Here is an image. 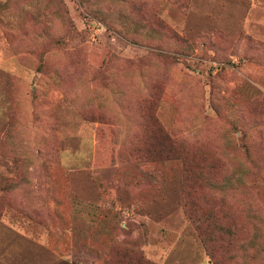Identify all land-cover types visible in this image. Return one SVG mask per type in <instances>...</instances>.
<instances>
[{"label":"rangeland","instance_id":"rangeland-1","mask_svg":"<svg viewBox=\"0 0 264 264\" xmlns=\"http://www.w3.org/2000/svg\"><path fill=\"white\" fill-rule=\"evenodd\" d=\"M216 259L264 264V0H0V264Z\"/></svg>","mask_w":264,"mask_h":264},{"label":"trees","instance_id":"trees-1","mask_svg":"<svg viewBox=\"0 0 264 264\" xmlns=\"http://www.w3.org/2000/svg\"><path fill=\"white\" fill-rule=\"evenodd\" d=\"M212 257H213V250L210 251ZM215 264H221L220 261L218 259L215 260Z\"/></svg>","mask_w":264,"mask_h":264}]
</instances>
